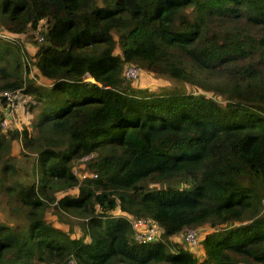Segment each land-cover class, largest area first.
<instances>
[{
    "label": "trees",
    "instance_id": "trees-1",
    "mask_svg": "<svg viewBox=\"0 0 264 264\" xmlns=\"http://www.w3.org/2000/svg\"><path fill=\"white\" fill-rule=\"evenodd\" d=\"M0 32V122L38 110L0 125V264H264V0H0ZM129 66L197 92L134 89Z\"/></svg>",
    "mask_w": 264,
    "mask_h": 264
},
{
    "label": "rangeland",
    "instance_id": "rangeland-1",
    "mask_svg": "<svg viewBox=\"0 0 264 264\" xmlns=\"http://www.w3.org/2000/svg\"><path fill=\"white\" fill-rule=\"evenodd\" d=\"M35 39V37H33ZM32 45L33 43L30 42ZM27 49L29 50H33L32 46L28 43L26 45ZM115 53L119 54V49L115 50ZM141 68H139V75L137 76V78L135 80H132L129 84L131 87H133L134 89H146L149 91H153L159 88H163V87H176V88H182L185 89L188 92H197L196 88L191 87L190 85L187 84H183L180 82H175L172 81L168 78H162V76L153 74V73H149L146 72L144 70H140ZM85 80L87 81H91L92 78H88L85 77ZM26 102H28V97L25 96H18V101L13 104L14 107L17 109V112H11L8 111L9 113H12V118H10V123H12L14 125V127L21 129L22 127L26 126L28 130H31V118L32 120L34 119L35 115L37 114L38 110L34 109V107H32L34 110L29 111L28 107L30 105L26 104ZM11 108V106H10ZM10 110V109H9ZM30 117H29V116ZM11 117V116H10ZM21 149H23L21 147ZM15 150H12V153H14ZM16 159L14 158V171L12 174L13 178H16L18 180H20L21 182H30L32 179L31 176V166H32V160L35 158L34 155H32V153L25 151L23 152V150H21L20 153H18L16 156ZM89 157H83L81 160L78 159L73 163L74 166V170L77 174L81 173L83 174V172L81 170H84L86 167L84 166V161L88 160ZM86 170V169H85ZM58 196H61V194H59ZM7 210H2L0 208V221H5L7 224L11 223V224H16L15 220L13 218H11V215L7 214ZM9 215V216H7ZM47 220L49 222H51L53 225L57 226V227H61L63 229H67V231H70L71 234H78L80 232V229L77 225L78 219L72 218L69 219V217H67V219H69L68 222L66 221H60L58 220V218H60L59 216H57V214H54L52 209H49L46 214H45ZM61 218H65L62 217ZM70 224V225H69ZM72 225V227H71ZM206 230V228H202L200 233H201V237H202V233H204ZM199 240H200V236H199ZM199 243V242H196ZM193 250L194 248V252H196V254L198 253V251H200L198 247H189Z\"/></svg>",
    "mask_w": 264,
    "mask_h": 264
},
{
    "label": "built area",
    "instance_id": "built-area-1",
    "mask_svg": "<svg viewBox=\"0 0 264 264\" xmlns=\"http://www.w3.org/2000/svg\"><path fill=\"white\" fill-rule=\"evenodd\" d=\"M1 34V32H0ZM8 37V35H6ZM39 40H42V37H39ZM139 68L134 66H129L125 70V76L128 79L134 80L139 75ZM3 96L6 97L8 102H11L13 98V94L9 92H4ZM12 105V103H10ZM0 125L3 129L7 127V117H5ZM132 228L135 230L134 238L136 241L140 243H148L155 241L159 238L158 225L155 221L150 218H139L135 221H129ZM183 243H185L188 247H195L196 242L199 240V233L195 229H189L185 233L181 235ZM68 264H74V261L69 260Z\"/></svg>",
    "mask_w": 264,
    "mask_h": 264
},
{
    "label": "crops",
    "instance_id": "crops-1",
    "mask_svg": "<svg viewBox=\"0 0 264 264\" xmlns=\"http://www.w3.org/2000/svg\"><path fill=\"white\" fill-rule=\"evenodd\" d=\"M24 37H23V35H22V39H23ZM28 44V42H26L25 43V45H27ZM31 46H32V49H34V47H33V45L31 44V43H29ZM28 51L29 52H32L31 50H29L28 49ZM11 106V108L9 107V108H7L6 110H5V112H4V114L6 115V117L8 118V119H10V118H12V113H9L8 111H11V112H17V109L14 107V105L12 104V105H10ZM10 109V110H9ZM11 116V117H10ZM29 116V115H28ZM30 117V116H29ZM31 121H32V118H31ZM30 124H31V122H30ZM31 126V125H30ZM27 128V127H26Z\"/></svg>",
    "mask_w": 264,
    "mask_h": 264
},
{
    "label": "clouds",
    "instance_id": "clouds-1",
    "mask_svg": "<svg viewBox=\"0 0 264 264\" xmlns=\"http://www.w3.org/2000/svg\"><path fill=\"white\" fill-rule=\"evenodd\" d=\"M88 75H86V77H87ZM89 77V76H88Z\"/></svg>",
    "mask_w": 264,
    "mask_h": 264
},
{
    "label": "water",
    "instance_id": "water-1",
    "mask_svg": "<svg viewBox=\"0 0 264 264\" xmlns=\"http://www.w3.org/2000/svg\"><path fill=\"white\" fill-rule=\"evenodd\" d=\"M85 77H86V75H85Z\"/></svg>",
    "mask_w": 264,
    "mask_h": 264
}]
</instances>
